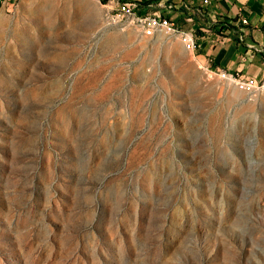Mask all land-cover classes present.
<instances>
[{
  "label": "rangeland",
  "instance_id": "rangeland-1",
  "mask_svg": "<svg viewBox=\"0 0 264 264\" xmlns=\"http://www.w3.org/2000/svg\"><path fill=\"white\" fill-rule=\"evenodd\" d=\"M105 4L0 22V264H264V90Z\"/></svg>",
  "mask_w": 264,
  "mask_h": 264
},
{
  "label": "crops",
  "instance_id": "crops-1",
  "mask_svg": "<svg viewBox=\"0 0 264 264\" xmlns=\"http://www.w3.org/2000/svg\"><path fill=\"white\" fill-rule=\"evenodd\" d=\"M125 1L140 14L169 17L177 27L192 31L197 42L193 51L204 66L264 78V0ZM6 9L0 0V22Z\"/></svg>",
  "mask_w": 264,
  "mask_h": 264
},
{
  "label": "built area",
  "instance_id": "built-area-1",
  "mask_svg": "<svg viewBox=\"0 0 264 264\" xmlns=\"http://www.w3.org/2000/svg\"><path fill=\"white\" fill-rule=\"evenodd\" d=\"M109 4H105L106 10L104 20L107 24H119L121 26H130L137 29L144 36H153L157 33L167 32L179 36L186 46L194 50L197 47L196 36L192 31L177 27L175 22L162 15L140 14L136 11L132 3L125 0H108ZM208 2L209 0H205ZM2 4L10 8L11 0H1ZM248 22L247 18L242 19ZM212 73L233 83L241 90L257 92L264 90V78L259 80L253 76L244 77L234 71L224 68L212 69L207 67Z\"/></svg>",
  "mask_w": 264,
  "mask_h": 264
}]
</instances>
